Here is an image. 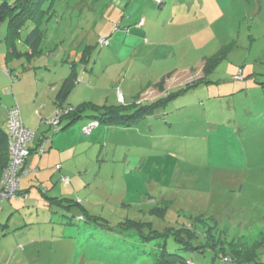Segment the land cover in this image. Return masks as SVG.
I'll use <instances>...</instances> for the list:
<instances>
[{
  "label": "rangeland",
  "instance_id": "rangeland-1",
  "mask_svg": "<svg viewBox=\"0 0 264 264\" xmlns=\"http://www.w3.org/2000/svg\"><path fill=\"white\" fill-rule=\"evenodd\" d=\"M53 7L30 60L6 57L8 19L0 23V98L37 103L26 146L43 133L49 144L50 135L68 129L53 132L48 120L71 72L68 97L85 115L105 105L150 109L130 127L101 124V138L66 150L72 160L56 162V145L65 146L57 139L48 166L41 168L46 151L34 153L32 177L20 184L37 182L36 196L29 188L0 202V224L10 233L16 224L30 226L15 256L4 252L0 264H159L162 248L179 255L178 264H264V0H58ZM33 29L28 22L22 37ZM82 120L89 118L71 125ZM65 170L70 182L61 189L57 174ZM49 181L60 185L50 195L68 192L98 222L41 200L53 188ZM51 213L62 214L59 223L49 221ZM72 213L65 225L79 235L55 243L51 231ZM35 215L45 223L36 224ZM34 230L43 240L25 247Z\"/></svg>",
  "mask_w": 264,
  "mask_h": 264
},
{
  "label": "trees",
  "instance_id": "trees-1",
  "mask_svg": "<svg viewBox=\"0 0 264 264\" xmlns=\"http://www.w3.org/2000/svg\"><path fill=\"white\" fill-rule=\"evenodd\" d=\"M58 0H15L13 5H10L8 1H3L0 4V23L3 19L7 18L8 19V25L6 28V34L4 37V42L7 48L6 51V57H19L20 55H25L27 60H30L31 56H35L36 53H38V44L40 39L44 35V31H42L44 28H41L40 26L44 24L45 20L48 18L51 20L53 17L52 15L56 12V10L53 7V3H55ZM56 15V14H55ZM33 23L35 24V29L31 31H27L25 37L21 35L22 33V28L26 26L27 23ZM48 24V23H47ZM17 42H21L23 46H25V51L22 52L19 50L17 46ZM9 73V71H8ZM75 74L73 72L70 73L69 77H67L63 83L61 84L60 88L58 89L56 93V105L58 106L57 111L53 115V120H58L57 124L53 125V132H60V130L65 129L68 125L72 124L74 121L80 119L81 117H88L89 121L90 120H96L98 122V125L95 127H98L99 125H106V126H121V127H130L134 123H136L143 115H145L147 112H149V107L146 106H141L138 109L135 110H123L124 108L122 107H116V106H103V109H99L100 107H91L92 110H96V113H90V114H84L82 113V108L84 110V107H82L80 104L79 105H70L66 103V100L68 98V95L73 87V78ZM13 76H11L10 80H14ZM18 106V104H14ZM13 105V106H14ZM12 106L9 107V109ZM98 108V109H97ZM8 109V111H9ZM19 109V106H18ZM20 111V109H19ZM8 118V115H7ZM65 119L66 123L61 125L62 120ZM7 120V119H6ZM87 123L82 125V127L86 126ZM24 125V124H23ZM25 126V125H24ZM81 127V132L84 136H88L89 134H85L82 131ZM93 127V128H95ZM6 128V127H5ZM92 128V129H93ZM91 129V131H92ZM90 131V132H91ZM51 140V136L49 137ZM42 142H44V150H45V144L48 142V138L46 135L43 133L41 137ZM34 149L31 148L30 153ZM43 150V152H44ZM42 152V153H43ZM41 153V154H42ZM39 154V155H41ZM9 150H8V133L6 129H2L0 127V178L2 176L4 168L8 165L9 162ZM27 162V159L25 161V164ZM58 165V164H57ZM26 168V165L24 166ZM27 169V168H26ZM28 172L23 173L19 179V183L21 182V178H23L25 175H27ZM63 178H67V181H64ZM60 180L64 185L69 184L70 178L66 174H62L60 176ZM26 189L25 190H20L19 189V184H18V189L16 190V198L18 196H26ZM45 193V192H42ZM64 196H59V195H47L43 194L42 197L47 200L48 204L51 206H56L59 209H65L66 211H71V210H76L80 211L83 215L79 213V220H82L84 218V214L86 219L88 221H95L98 222L99 220L96 215H90L88 211H86V208L82 207L80 201H75L74 199L69 197V193H64ZM15 197V196H14ZM2 202V201H1ZM76 207V208H74ZM56 212V211H55ZM62 215V214H60ZM65 216V215H64ZM72 217L69 218L68 221H65L67 224H72V219L74 218V214L72 213ZM127 224H130L131 227L135 226V222L127 219ZM132 223V224H131ZM74 227V226H73ZM77 227V226H76ZM80 229L77 227V230ZM190 230L188 233V238L190 240L197 239L198 238V232H192L193 230L191 227H188ZM192 230V231H191ZM94 231V230H93ZM204 236L206 237L207 232L203 233ZM182 238V237H181ZM183 239V238H182ZM179 242L182 240L179 239ZM184 242V239H183ZM188 242V241H187ZM190 247H192V244L194 245V242H188ZM200 247L199 246H194V249ZM193 248V247H192ZM170 257V259H163L164 257ZM180 257L177 254L174 253H169L166 252L164 248L161 249L160 254L158 256L159 264H178L181 263L178 259ZM187 264V263H186Z\"/></svg>",
  "mask_w": 264,
  "mask_h": 264
},
{
  "label": "crops",
  "instance_id": "crops-1",
  "mask_svg": "<svg viewBox=\"0 0 264 264\" xmlns=\"http://www.w3.org/2000/svg\"><path fill=\"white\" fill-rule=\"evenodd\" d=\"M140 4H142V3H140ZM151 3L149 2V1H146L145 2V6L147 7V12H148V14H152V12H149V9H151V10H153V8H150L151 6H152V4L150 5ZM139 7L140 6H138L137 5V7H136V10L137 9H139ZM113 8H115V6H113L109 11L110 12H113ZM106 11V10H105ZM134 12V11H133ZM136 12V11H135ZM151 14L149 15V16H151ZM144 17V16H143ZM143 17H142V19H143ZM138 18V17H137ZM2 78V77H1ZM2 81L3 82H5V80L2 78ZM4 88H5V85H4ZM13 88V87H12ZM15 88V87H14ZM13 91V90H12ZM7 94V92H5L4 91V95H6ZM8 97H10V96H8ZM8 97H6V96H4L3 98H0V100H1V102H3L2 104H0V123H2V124H5L6 123V119H7V109H9V107L10 106H13L14 104H18V106H19V109H20V113H21V118H22V121H23V124L26 126V127H30V126H32L35 122H33L32 121V118L34 117V115H35V112H34V110H35V105L37 104V103H33L32 105L31 104H28V103H26L25 101L24 102H22V101H17L16 100V102L13 104V102L10 104L9 102V100L7 99ZM33 98H34V96H33ZM66 103L67 104H70V105H72V106H74V103H73V101L68 97L67 98V100H66ZM76 105H78V104H76ZM42 107H44V106H42ZM88 118V117H87ZM86 122L84 121V120H82L81 121V127H82V125H84ZM71 125V124H70ZM70 125H68L66 128H68V129H66L65 131H63V132H60L59 134H57V135H55V136H52V135H50L51 136V140H50V142H49V144H48V142L46 143V144H48L47 146H46V144H45V150H44V152L46 151V154H45V158H44V160H43V165H41V168L43 167H46V166H48L49 165V159H51V153H52V150H51V146L54 144V141L57 139V141H60V142H62L63 141V143L65 144V146H61L60 144H58V145H60V147L59 146H57L56 145V150H55V153L53 154L54 155V159H56V162L58 163V161L59 162H61L62 160L63 161H67V160H72V159H74L75 158V156H74V154H73V156H71V157H67V155H66V150H68V152H70L71 150H72V148H70V147H72V146H74V144L75 143H81V142H83V141H91V140H93V139H98V138H101L102 137V134H103V128L102 127H100V125L98 126V127H95V128H93L92 129V131L90 132V134L88 135V136H84L83 134H82V132H81V127H79V125H71V127H70ZM118 127H121V126H118ZM123 128V127H122ZM74 130L73 131V134L72 135H70L69 134V131L70 130ZM125 129H127V128H125ZM64 130V129H63ZM109 133V132H108ZM108 133H106V134H104V138L106 137V138H108ZM35 145V144H34ZM32 148V147H31ZM70 148V149H69ZM58 152V155H57V152ZM44 152L40 155V156H42L43 154H44ZM34 153H35V151L33 150V153H31L30 155L31 156H28V158H27V162H26V165H27V169H28V173H27V175L28 176H30V178L32 177L31 176V174L29 173L30 171H32L31 169H29L31 166H30V162H29V159L34 155ZM73 153V152H72ZM71 153V154H72ZM131 158H133V159H135V162H136V157H131ZM57 159H58V161H57ZM41 168H40V165H36L35 166V174H36V176H38V173L40 174V170H41ZM67 168H69V167H67ZM52 172V171H51ZM50 172V173H51ZM68 172V170H65V171H60V173L59 174H57V177L58 178H60V176H62V174L64 173V174H66ZM42 174H44V173H42ZM59 175V176H58ZM33 183H37V182H33V180L32 181H30L29 180V183H23V184H20L19 183V189L20 190H25V187H27V186H29L28 188H26V191H28V189L30 188L31 189V194L32 195H34V196H36V190H35V187H33ZM49 186H52L53 188L50 190V192L49 193H47V195H49V194H51L53 191L52 190H57V188L58 187H60V185L58 186L57 184H54L53 183V185H51L50 184V181H49V183H47ZM32 186V188H31V186ZM64 184L63 183H61V189H62V186H63ZM26 193V192H25ZM68 193V192H67ZM57 193L55 192V195H56ZM41 198V200H43L44 198L41 196L40 197ZM43 198V199H42ZM14 199H19V198H16V197H14ZM12 200V199H11ZM44 201V200H43ZM8 205L9 206H11L12 205V203L11 202H9L8 203ZM14 205H16V201H14ZM60 216L61 215H58V214H55V215H53L52 213L49 215V221H52V219L54 220V218L56 217L57 218V221H58V223H59V220H60ZM36 217H38V216H36L35 215V218ZM35 223L36 224H38V225H40V224H43V223H45V222H39V217L36 219V221H35ZM62 223H64V226H61V230H60V228H59V231H57V232H55V234H52V232L53 231H51V237H49V238H52L53 239V241L56 243H61V239L62 238H64V237H67V238H70V236L71 237H73V235H75V234H72V233H75V231H76V234H77V236L79 235V232H78V230H77V228L76 227H74L73 228V226H67V225H65V221H63ZM7 226H9V225H1L0 224V227H6V229H8V230H5V229H3V228H0L2 231L0 232V245H4V246H8L9 248H3V250L0 252V257L2 258L3 257V254H4V252H6V251H8L9 252V255H8V258H12L13 256H15V252H16V242H18V241H20V239H24L27 235H25L27 232L25 231V230H27V229H29L30 228V226H27V228H22L21 230H19V228H21V227H23V226H21V227H18V225L16 224L15 226H14V232H13V234L12 233H10L9 232V228L7 227ZM34 233H37V234H34ZM54 233V232H53ZM30 234H32L33 236L30 238V239H27V240H25V241H23V244H24V246L26 247V246H28V245H30V244H36L37 242H39V241H41V240H43V239H40L41 238V236L40 237H38V231H36V230H34L33 232H31ZM57 236V237H56ZM5 237H8L9 238V240L8 239H4ZM45 238H48V236H45ZM5 240V241H4ZM18 245H22V244H18ZM13 253V254H12ZM1 261V260H0ZM10 259H7L6 261H5V264H9L10 263Z\"/></svg>",
  "mask_w": 264,
  "mask_h": 264
},
{
  "label": "built area",
  "instance_id": "built-area-1",
  "mask_svg": "<svg viewBox=\"0 0 264 264\" xmlns=\"http://www.w3.org/2000/svg\"><path fill=\"white\" fill-rule=\"evenodd\" d=\"M122 100V96H118ZM49 124H57L58 120L51 118ZM98 125L96 120H90L89 123L82 127L85 134H89L91 129ZM8 133V150L9 162L4 168L0 178V202L16 195L19 179L28 169L24 168L25 161L30 155L31 147L26 144L34 140V132L32 129L23 125L21 113L18 106L14 105L9 109L8 118L5 123ZM35 152L41 154L44 150V142L39 139L33 147ZM67 181V178H63Z\"/></svg>",
  "mask_w": 264,
  "mask_h": 264
},
{
  "label": "clouds",
  "instance_id": "clouds-1",
  "mask_svg": "<svg viewBox=\"0 0 264 264\" xmlns=\"http://www.w3.org/2000/svg\"><path fill=\"white\" fill-rule=\"evenodd\" d=\"M120 95V94H119ZM119 98V97H118ZM122 100H123V97H122Z\"/></svg>",
  "mask_w": 264,
  "mask_h": 264
}]
</instances>
